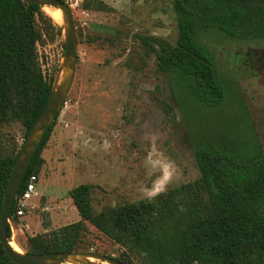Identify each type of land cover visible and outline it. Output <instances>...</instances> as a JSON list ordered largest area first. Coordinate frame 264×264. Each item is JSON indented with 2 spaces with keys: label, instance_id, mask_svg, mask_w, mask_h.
I'll use <instances>...</instances> for the list:
<instances>
[{
  "label": "trees",
  "instance_id": "trees-1",
  "mask_svg": "<svg viewBox=\"0 0 264 264\" xmlns=\"http://www.w3.org/2000/svg\"><path fill=\"white\" fill-rule=\"evenodd\" d=\"M171 3L174 44L153 38L151 46L141 40L154 55L156 70L168 78L184 118L193 121L201 111L218 108L225 96L207 39L217 35L240 44L264 40V0ZM53 41L63 49L61 30L41 7L21 0H0V129L16 121L24 138L41 113L58 67L44 74L37 46ZM239 108L243 125H223L212 130L213 134L200 126L195 132L192 154L198 176L192 184L170 188L152 202L139 200L99 213L91 209L90 186L73 187L68 196L80 220L46 237H28L27 253L76 251L87 223L140 256L144 264H264V156L244 108ZM58 112L42 135L16 196L27 178L38 174L40 153ZM15 156H0V206ZM13 213L12 204L8 220L16 218ZM5 235L10 238L7 223ZM0 264H13L1 246Z\"/></svg>",
  "mask_w": 264,
  "mask_h": 264
},
{
  "label": "rangeland",
  "instance_id": "rangeland-1",
  "mask_svg": "<svg viewBox=\"0 0 264 264\" xmlns=\"http://www.w3.org/2000/svg\"><path fill=\"white\" fill-rule=\"evenodd\" d=\"M63 1L71 10L75 29V71L40 153L37 194L26 202L23 216L7 222L9 240L20 253L29 251L28 237H46L80 220L68 196L73 187L90 186L94 213L147 200L141 199L138 189L150 186L155 178L146 176L143 163L151 146L149 134H158L157 147L180 170L169 189L192 184L198 176L192 147L200 126L213 134L212 130L223 125L242 124L240 106L264 156V40L240 44L217 35L207 39L225 96L218 108L201 111L191 121L184 118L168 78L156 70V59L141 40L151 46L153 38L174 44L171 0ZM60 45L53 41L37 46L42 72L51 74L58 67L56 78L65 72ZM22 134L16 121L2 125L0 156L17 154ZM85 138L92 141L88 148L83 147ZM104 140L112 145L107 152L102 148ZM84 227L76 251L144 264L140 256L127 252L87 223Z\"/></svg>",
  "mask_w": 264,
  "mask_h": 264
},
{
  "label": "water",
  "instance_id": "water-1",
  "mask_svg": "<svg viewBox=\"0 0 264 264\" xmlns=\"http://www.w3.org/2000/svg\"><path fill=\"white\" fill-rule=\"evenodd\" d=\"M21 1L26 4L37 5L41 7V10L43 7H50L58 9L62 13L65 27L63 31L59 25L55 24L53 21L52 22L61 30V40L63 45L62 57L65 67L64 74L66 73V76L57 84L55 83L56 77L54 76L49 98L41 113L27 131L15 156L10 175L4 188L0 206V246L6 257L13 264H91L85 260L86 258H92L107 264H123L113 258L94 252L71 251L62 253L27 254L17 253L9 246V239H7L5 235V224L9 221V211L13 200L16 197L18 186L42 135L64 101L71 86L75 71L76 39L73 18L69 6L65 2H60L58 0Z\"/></svg>",
  "mask_w": 264,
  "mask_h": 264
},
{
  "label": "clouds",
  "instance_id": "clouds-1",
  "mask_svg": "<svg viewBox=\"0 0 264 264\" xmlns=\"http://www.w3.org/2000/svg\"><path fill=\"white\" fill-rule=\"evenodd\" d=\"M150 149L144 158V167L146 176L151 179L150 186L144 185L138 189L141 199H147L149 202L154 201L158 196L164 195L180 176V170L175 161L171 160L166 154L157 147L158 134H149ZM83 147L91 146V138L83 140ZM112 145L108 140H104L102 148L109 151ZM93 151L95 148L92 149ZM115 207V205H113ZM183 210V209H181Z\"/></svg>",
  "mask_w": 264,
  "mask_h": 264
},
{
  "label": "built area",
  "instance_id": "built-area-1",
  "mask_svg": "<svg viewBox=\"0 0 264 264\" xmlns=\"http://www.w3.org/2000/svg\"><path fill=\"white\" fill-rule=\"evenodd\" d=\"M36 180V176L30 175L24 184L22 192L14 198L12 203L14 205V217L20 218L23 216L26 210V202L36 196Z\"/></svg>",
  "mask_w": 264,
  "mask_h": 264
},
{
  "label": "bare ground",
  "instance_id": "bare-ground-1",
  "mask_svg": "<svg viewBox=\"0 0 264 264\" xmlns=\"http://www.w3.org/2000/svg\"><path fill=\"white\" fill-rule=\"evenodd\" d=\"M42 11L52 19V21L59 25L62 29V31L64 30L62 27H64V19H63V15L62 13L58 10V9H54V8H50V7H43ZM65 28V27H64ZM66 76V73L64 74H59L57 76V78L55 79V83L57 84L58 82H61L63 80V78ZM9 246L17 253H20L18 246L16 245L15 242L10 241L9 240ZM87 262L91 263V264H107L104 262H99L95 259L92 258H86L85 259Z\"/></svg>",
  "mask_w": 264,
  "mask_h": 264
},
{
  "label": "crops",
  "instance_id": "crops-1",
  "mask_svg": "<svg viewBox=\"0 0 264 264\" xmlns=\"http://www.w3.org/2000/svg\"><path fill=\"white\" fill-rule=\"evenodd\" d=\"M70 1V0H69ZM79 1H81V0H79ZM75 2L77 3L78 1L77 0H75ZM84 11H85V9H83Z\"/></svg>",
  "mask_w": 264,
  "mask_h": 264
}]
</instances>
